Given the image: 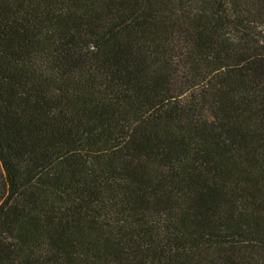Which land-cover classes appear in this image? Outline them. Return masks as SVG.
Here are the masks:
<instances>
[{
  "label": "trees",
  "instance_id": "obj_1",
  "mask_svg": "<svg viewBox=\"0 0 264 264\" xmlns=\"http://www.w3.org/2000/svg\"><path fill=\"white\" fill-rule=\"evenodd\" d=\"M0 264H264V0H0Z\"/></svg>",
  "mask_w": 264,
  "mask_h": 264
}]
</instances>
